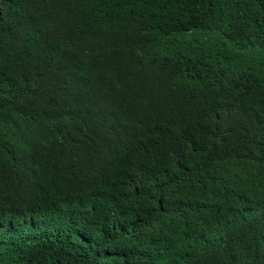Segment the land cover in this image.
Here are the masks:
<instances>
[{
	"label": "trees",
	"instance_id": "trees-1",
	"mask_svg": "<svg viewBox=\"0 0 264 264\" xmlns=\"http://www.w3.org/2000/svg\"><path fill=\"white\" fill-rule=\"evenodd\" d=\"M0 264H264V0H0Z\"/></svg>",
	"mask_w": 264,
	"mask_h": 264
}]
</instances>
